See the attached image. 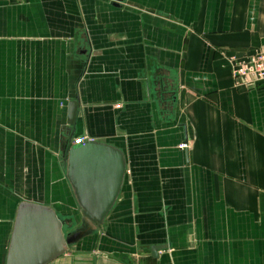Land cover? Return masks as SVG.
<instances>
[{
  "label": "crops",
  "instance_id": "0c3cea01",
  "mask_svg": "<svg viewBox=\"0 0 264 264\" xmlns=\"http://www.w3.org/2000/svg\"><path fill=\"white\" fill-rule=\"evenodd\" d=\"M259 49L264 0H0V264L22 203L81 224L77 139L125 178L51 264H264V84L236 89L226 59Z\"/></svg>",
  "mask_w": 264,
  "mask_h": 264
},
{
  "label": "water",
  "instance_id": "95a60500",
  "mask_svg": "<svg viewBox=\"0 0 264 264\" xmlns=\"http://www.w3.org/2000/svg\"><path fill=\"white\" fill-rule=\"evenodd\" d=\"M120 2V0H116ZM78 101L68 106V125L74 126ZM123 155L104 143L87 141L68 150L67 178L73 189L82 229L64 233V222L55 210L22 203L17 211L5 264H51L69 249L92 236L111 213L125 178ZM162 248L154 247L150 256L157 259Z\"/></svg>",
  "mask_w": 264,
  "mask_h": 264
},
{
  "label": "built area",
  "instance_id": "2783aa9c",
  "mask_svg": "<svg viewBox=\"0 0 264 264\" xmlns=\"http://www.w3.org/2000/svg\"><path fill=\"white\" fill-rule=\"evenodd\" d=\"M226 59L231 67L236 89H250L264 84V49H259L243 57L233 55ZM85 142V139H77L73 145H81ZM188 148V143H184L178 147V150L184 151Z\"/></svg>",
  "mask_w": 264,
  "mask_h": 264
},
{
  "label": "rangeland",
  "instance_id": "374dc122",
  "mask_svg": "<svg viewBox=\"0 0 264 264\" xmlns=\"http://www.w3.org/2000/svg\"><path fill=\"white\" fill-rule=\"evenodd\" d=\"M78 221H79V219H78ZM82 228H83L82 224L79 225V224H77V222L75 220L69 219L68 220V226H66V228L64 229V233L65 234H68L69 232L74 233V232H76V231H78L79 229H82ZM75 246L76 245L72 246L71 248L74 249Z\"/></svg>",
  "mask_w": 264,
  "mask_h": 264
},
{
  "label": "flooded vegetation",
  "instance_id": "af4514ba",
  "mask_svg": "<svg viewBox=\"0 0 264 264\" xmlns=\"http://www.w3.org/2000/svg\"><path fill=\"white\" fill-rule=\"evenodd\" d=\"M65 226V225H64ZM80 230V229H79ZM72 232H69L68 234H71Z\"/></svg>",
  "mask_w": 264,
  "mask_h": 264
}]
</instances>
